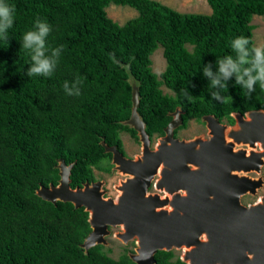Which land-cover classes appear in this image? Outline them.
<instances>
[{
  "label": "trees",
  "instance_id": "1",
  "mask_svg": "<svg viewBox=\"0 0 264 264\" xmlns=\"http://www.w3.org/2000/svg\"><path fill=\"white\" fill-rule=\"evenodd\" d=\"M15 6L9 41L0 40V264H136L123 253L109 256L103 245L82 248L92 229L89 213L72 203L53 204L37 195L57 185L59 160L75 163L71 187L98 181L95 169L112 173V154L103 142L126 155L123 124L132 115V87L125 66L140 82L139 114L153 138L165 135L172 113L182 111L180 129L192 119L264 109V91L247 98L234 78L225 103L213 101L203 66L231 54V40L246 36L254 44L252 24L264 16V0H207L211 14H183L155 0H8ZM111 4L130 6L139 15L121 25L111 19ZM52 26L48 44L63 45L50 78L27 76L30 55L21 50L36 18ZM163 48L167 67L152 68ZM83 77L81 95L67 96L65 81ZM165 86L174 95L165 94ZM192 96L186 99L184 89ZM156 264H186L174 252L159 251Z\"/></svg>",
  "mask_w": 264,
  "mask_h": 264
},
{
  "label": "water",
  "instance_id": "2",
  "mask_svg": "<svg viewBox=\"0 0 264 264\" xmlns=\"http://www.w3.org/2000/svg\"><path fill=\"white\" fill-rule=\"evenodd\" d=\"M125 68L133 108L123 124L137 131L142 152L130 159L116 146L102 143L112 154V172L127 177L116 186L118 196L106 197L103 180L72 188L75 163L68 165L63 159L57 166L58 184L41 186L37 195L53 204L72 203L89 213L92 231L81 245L86 253L95 246H107L110 228H121L124 233L114 236L125 234V244L136 240V253L129 254L136 264H156L157 252L174 250H183L180 259L186 264H264V198L254 205L241 203L244 194L256 193L263 185L264 109L234 113V126L205 116L211 138L188 141L174 137L183 124L178 108L165 136L152 149L146 123L138 112L140 82L129 66ZM159 172L157 188L182 190L185 195L172 197L173 202L150 193ZM254 173L260 178H252Z\"/></svg>",
  "mask_w": 264,
  "mask_h": 264
},
{
  "label": "clouds",
  "instance_id": "3",
  "mask_svg": "<svg viewBox=\"0 0 264 264\" xmlns=\"http://www.w3.org/2000/svg\"><path fill=\"white\" fill-rule=\"evenodd\" d=\"M15 6L8 0H0V40L8 43L9 30L15 22ZM52 31L51 24L46 19L36 18L30 30L22 37L21 50L30 55L31 64L27 76L50 78L56 70L64 46L55 48L48 44V37ZM231 54L216 57L215 68L212 64L203 66V77L208 81V89L213 101L225 103L232 98L224 95L228 92V82L234 78L238 86L251 98L259 87L264 91V44L255 45L246 36H237L230 43ZM84 78L77 76L72 82L65 81L63 90L67 96L81 95L80 88ZM186 99L192 96L185 88L181 93Z\"/></svg>",
  "mask_w": 264,
  "mask_h": 264
},
{
  "label": "rangeland",
  "instance_id": "4",
  "mask_svg": "<svg viewBox=\"0 0 264 264\" xmlns=\"http://www.w3.org/2000/svg\"><path fill=\"white\" fill-rule=\"evenodd\" d=\"M163 5L169 6L174 10L183 13V14H211L212 9L209 6L207 0H155ZM108 15L115 22L123 25L127 21L137 17L139 15L138 11L130 6H120L116 4H111L107 9ZM252 24L255 26L254 29V44L260 45L264 44V16H255L253 18ZM152 68L157 75H161L167 67L166 59L163 55V48L160 46L159 49L152 55ZM165 94L174 95V92L162 87ZM200 136L208 137V130L206 123L201 124L195 120H192L189 123L187 129L180 130L179 139L193 140ZM121 138L124 143L125 152L128 158L135 159L142 152L141 142L136 141L129 133L122 132ZM95 175L99 181H105V190L107 191L106 196L116 198L119 194L116 186L121 180H125L127 177L118 174L117 172L106 173L100 170L95 169ZM254 178H260L256 173L251 175ZM261 176L264 179V168L262 170ZM264 196V186L259 190L257 198ZM255 197L247 195L242 199V202L247 205L249 203L255 202ZM110 245L107 247L110 249L109 255L115 259H118L121 254L124 252V244L120 239L114 237L107 239ZM132 248V247H131ZM178 255L181 253L176 251Z\"/></svg>",
  "mask_w": 264,
  "mask_h": 264
},
{
  "label": "flooded vegetation",
  "instance_id": "5",
  "mask_svg": "<svg viewBox=\"0 0 264 264\" xmlns=\"http://www.w3.org/2000/svg\"><path fill=\"white\" fill-rule=\"evenodd\" d=\"M234 113H239V112H234ZM234 113H232L231 114V116L233 117V114ZM182 116V115H181ZM207 116H214V115H207ZM205 117V116H204ZM203 117V118H204ZM215 117V116H214ZM203 118L201 119V121H199L201 124H204V123H206V127H207V130H208V137H204V136H200V137H202V138H204V139H209V138H211V134H210V129L208 128V121H203ZM216 119H218L219 120V118H217V117H215ZM234 118V117H233ZM192 120H195V119H192ZM191 120V121H192ZM234 120H235V118H234ZM190 121V122H191ZM195 121H197V120H195ZM198 122V121H197ZM219 122L221 123V124H223V125H227V126H234L235 125V123H236V120H235V123L234 124H230L229 122H228V120H223V121H220L219 120ZM181 127V126H180ZM180 127L179 128H177L176 130H175V132H174V137L176 138V139H179L180 137H179V132H180V130H183V129H180ZM189 127V126H188ZM187 129V128H186ZM166 134V133H165ZM165 136V135H164ZM164 136H161V137H156V138H153V140H152V149H155V147H156V145L158 144V140L160 139V138H162V137H164ZM139 140V139H138ZM179 140H185V139H179ZM126 157H127V155H125ZM190 167L192 168V169H194V167L192 166V165H190ZM160 172H159V174H157L156 175V178L154 179V181L152 182V184H151V186H150V188H149V192L150 193H152V194H157V195H159V196H161V197H163V198H170V200H172L173 201V199L174 198H172V197H174V196H184L185 195V193H184V191H180V192H178V191H169V190H165V189H159V188H157V184H158V180L160 179ZM252 174H250V176H251ZM252 177V176H251ZM262 177V176H261ZM252 178H254V177H252ZM254 179H257V178H254ZM262 179H263V177H262ZM99 181V180H98ZM264 186V179H263V185H262V187ZM262 187H260V188H258L257 189V191H256V193H251V192H247L246 194H244L242 197H241V203L243 204V205H245L243 202H242V199L245 197V196H247V195H251V196H253V197H255V199H256V201L255 202H253V203H249V204H247V205H245V206H249V205H254V204H256V203H258L259 202V200L261 199V198H264V196H260L259 198H257V194H258V192H259V190L262 188ZM179 193H180V195H179ZM107 197V196H106ZM110 198H112V197H110ZM113 199H115V198H113ZM171 202V201H170ZM174 202V201H173ZM110 230H111V235L110 236H108L106 239H109V238H112V237H114V238H116L115 236H114V234L116 233V232H122V229L120 228V229H112V228H110ZM117 239V238H116ZM119 240V239H118ZM121 241V240H120ZM107 242H108V240H107ZM122 242V241H121ZM123 244H124V252L123 253H126L128 256H129V254H131V253H136V249H137V242H136V240H131V241H129L128 242V244H125L124 242H123ZM110 245V243L108 242V245L107 246H105L106 247V249H108L107 247ZM96 247V246H95ZM132 247V248H131ZM110 250V249H109ZM176 251H178V250H174L173 252H174V257H183L184 256V254H183V250H179V252L181 253L180 255H178L177 253H176ZM111 252V251H110ZM122 255V254H121ZM120 255V256H121ZM110 256V255H109Z\"/></svg>",
  "mask_w": 264,
  "mask_h": 264
},
{
  "label": "bare ground",
  "instance_id": "6",
  "mask_svg": "<svg viewBox=\"0 0 264 264\" xmlns=\"http://www.w3.org/2000/svg\"><path fill=\"white\" fill-rule=\"evenodd\" d=\"M209 125L210 126H212L213 125V123L211 122V121H209ZM119 167H122V166H119ZM121 174H123L122 172H120ZM43 194H46V192H43ZM122 233H124V232H122ZM117 238V237H116ZM124 238H125V234H121V235H119V237L117 238V239H120L121 241L122 240H124ZM91 240H93V239H91ZM90 240V241H91ZM123 242V241H122ZM140 249H142V245L140 246ZM184 250H185V248H184ZM188 249H186L185 251H187Z\"/></svg>",
  "mask_w": 264,
  "mask_h": 264
}]
</instances>
